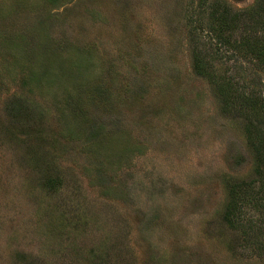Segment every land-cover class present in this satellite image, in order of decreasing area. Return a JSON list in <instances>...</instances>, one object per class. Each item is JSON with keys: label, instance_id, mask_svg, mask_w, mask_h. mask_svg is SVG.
Instances as JSON below:
<instances>
[{"label": "rangeland", "instance_id": "374dc122", "mask_svg": "<svg viewBox=\"0 0 264 264\" xmlns=\"http://www.w3.org/2000/svg\"><path fill=\"white\" fill-rule=\"evenodd\" d=\"M254 3L0 0V264H264V68L208 27Z\"/></svg>", "mask_w": 264, "mask_h": 264}, {"label": "trees", "instance_id": "16d2710c", "mask_svg": "<svg viewBox=\"0 0 264 264\" xmlns=\"http://www.w3.org/2000/svg\"><path fill=\"white\" fill-rule=\"evenodd\" d=\"M254 1L255 3L252 7L242 11H233L223 4L211 6L208 27L210 33H212V40L215 41L213 46L217 47V49H227L232 54H238L242 58L256 62L264 68V0ZM192 61L194 72L198 76L206 78L217 89L222 98L226 94L229 99L237 98L233 90L237 91L232 81L233 78H224L225 85L220 83L221 78L217 74L216 68L205 59L200 50L193 47ZM227 108L229 109V106ZM17 112L20 113V108L15 110V113ZM250 144L257 158L254 173L261 185V189L257 191L256 195L260 193L258 196L263 202L260 206L262 205L264 208V142L256 138V141L250 139ZM231 193L232 196L226 207L225 215L226 223L234 227L241 211V206L238 203V200L241 199L239 195L242 193L241 195L244 197L248 192L242 191V187H234Z\"/></svg>", "mask_w": 264, "mask_h": 264}]
</instances>
